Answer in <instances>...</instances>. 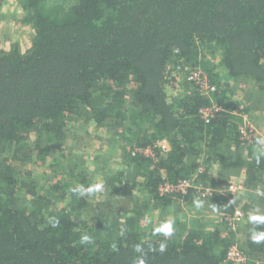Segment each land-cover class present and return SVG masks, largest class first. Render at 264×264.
Instances as JSON below:
<instances>
[{
	"label": "trees",
	"instance_id": "trees-1",
	"mask_svg": "<svg viewBox=\"0 0 264 264\" xmlns=\"http://www.w3.org/2000/svg\"><path fill=\"white\" fill-rule=\"evenodd\" d=\"M18 1L21 23L35 34L25 52L18 44L0 51V264H235L227 262V253L236 231L225 236L197 221L187 226L171 212L172 231L165 235L145 229L142 211L152 202L164 212L205 200L196 191L162 194L161 186L179 180L219 188L244 172L249 193L264 187V152L254 151L256 143L243 144L237 118L223 112L206 123L200 110L211 100L190 82L183 81L184 92L170 94L177 87L171 70L183 61L210 75L213 100L224 108L238 105L228 95L239 79L254 82L264 95V0H71L51 6L48 0ZM201 49L218 52L231 82L209 67ZM79 121L105 130L128 126L127 167L135 174L105 178L119 194L128 188L146 194L133 210L90 212L83 192L89 171H79L81 162L68 172L80 188L72 189L68 180L49 187L65 208L42 207L39 199L29 208L19 204L25 179L6 151L15 160L30 142L41 146L50 138L60 144L68 126ZM164 139L170 151L159 154L157 164L139 152ZM214 197L216 211L225 215L240 202L227 194ZM245 228L243 250L248 264H256L264 239L253 237L264 233V221L249 218Z\"/></svg>",
	"mask_w": 264,
	"mask_h": 264
},
{
	"label": "rangeland",
	"instance_id": "rangeland-1",
	"mask_svg": "<svg viewBox=\"0 0 264 264\" xmlns=\"http://www.w3.org/2000/svg\"><path fill=\"white\" fill-rule=\"evenodd\" d=\"M71 0H48V5L67 4ZM20 7V8H19ZM24 12L18 0H1L0 5V51L10 50L13 45L18 44L22 52H25L31 45L34 37L31 31L32 27L23 25L21 19ZM33 30V29H32ZM207 52V61L210 62V68L216 70L220 74L221 79L231 82L227 71L220 66V55L217 51H212L210 54L207 50L201 49V54ZM176 88L170 91V94L184 92V82H176ZM231 92L233 95H228L232 104H238L244 108L248 115V120L257 126L259 132L264 136V95H261L262 90L252 81L247 79H239L236 82H231ZM236 108V107H235ZM250 111H248V109ZM247 109V111H246ZM128 128V126H127ZM127 128L119 130H105L95 125L87 126L82 121L70 124L66 131L65 140L56 143L50 138H44L42 145L39 146L32 142L23 149V151L13 160V153L6 151L4 157H8L10 162L17 171V174L25 179L27 192L18 195L19 204L24 208H29L34 199H39V205L42 207H50L51 209L65 208V202L58 201L59 194L49 187L53 182L67 181L71 182L72 189L80 188V182L77 178H69L68 172L72 165L82 163L81 172L86 166L88 170L89 181L80 191L86 192L91 205L89 211L94 213L99 210H105L108 213H115L120 210L122 213H127L138 206L141 197L146 196L143 192L137 194L136 190L128 188L121 194L109 190L107 179L112 173L126 171L130 178L135 174L131 167H127L129 163L128 150L131 147V135L125 133ZM257 144V142H256ZM257 149L254 151L264 152V144H257ZM40 148H42L40 150ZM2 150V149H0ZM45 153H41L44 151ZM165 154H162L164 156ZM158 159L155 161L157 164ZM84 166V167H83ZM134 171V172H133ZM215 178L220 180L219 168H213ZM18 176V177H20ZM20 179V178H19ZM228 181L245 182L246 175L244 172L232 175ZM21 185V183L19 184ZM97 186H99L97 188ZM89 189H92L89 191ZM31 190V191H28ZM29 192V193H28ZM55 197V199H54ZM252 198V200H250ZM215 197H209L205 200H197L196 205H183L182 209H177L176 206L167 207L166 211L161 212L160 208L150 203L146 206L144 214V227L146 230L159 228L171 222L175 212L179 215L181 222L187 226L194 222L200 224V228L212 230L219 228L224 231L225 236L231 235L229 227L224 221L227 215L218 213L214 204ZM245 199V200H244ZM245 205L242 202L236 204V207L241 205L244 212L250 214H264V187L257 192L248 193L244 197ZM253 201L255 204H252ZM249 204L250 210L246 211L245 206ZM95 207V208H92ZM139 212V211H138ZM253 215L247 216L246 222L237 229L236 243L243 249L245 242V226ZM199 227V226H196ZM233 232V231H232ZM250 259V258H249ZM251 260V259H250ZM249 260V261H250ZM256 264H264V255L256 259Z\"/></svg>",
	"mask_w": 264,
	"mask_h": 264
},
{
	"label": "built area",
	"instance_id": "built-area-1",
	"mask_svg": "<svg viewBox=\"0 0 264 264\" xmlns=\"http://www.w3.org/2000/svg\"><path fill=\"white\" fill-rule=\"evenodd\" d=\"M1 5V0H0ZM171 77L174 78L176 82L187 81L194 86L199 93L211 100V104L200 110V114L203 120L206 123H210L217 114L220 113H229L231 117H235L239 120V133L241 141L244 145L249 144H264V136L259 132L256 125L250 122L248 115L244 111L242 106L237 105L236 108L231 110L224 108L219 105L217 102H214L213 95L216 92V86L212 83L210 75L201 67H193L186 63L179 62L172 68ZM170 151V145L167 140H159L154 143L153 146H149L139 150L144 157L150 158L153 160L158 159V155L167 154ZM203 171V170H201ZM162 194H188L191 191H196L201 198L207 199L213 197L216 194H227L232 198H235L242 202L244 197L249 193L246 189L244 182L229 181L226 184H223L219 188L204 187L202 185L195 184L194 179L179 180L176 184H165L160 187ZM245 200V199H244ZM243 200L242 205H245ZM253 215L242 210L241 205L236 207L235 211L231 215L224 217V221L229 227L230 231H237L240 225L242 226L246 220L247 216ZM250 257L247 252H245L238 244H233L227 253V262L235 264H248Z\"/></svg>",
	"mask_w": 264,
	"mask_h": 264
},
{
	"label": "clouds",
	"instance_id": "clouds-1",
	"mask_svg": "<svg viewBox=\"0 0 264 264\" xmlns=\"http://www.w3.org/2000/svg\"><path fill=\"white\" fill-rule=\"evenodd\" d=\"M98 187H99V186H97V188H98ZM91 190H92V189H89V191H91ZM251 219H252V220H260V221H264V217H259V216H253V217H251ZM156 231H157V232H163L165 235H170V234H171V231H172V229H171V222H169L168 224L163 225L161 228H157ZM253 239L256 240L257 242H258L259 240L264 239V233H262V234L259 235V236H254ZM89 240H90V237L87 236V235H85V236L82 237V241L87 242V241H89ZM164 249H165V246H164L163 244H161V246H160V250H161V251H164ZM139 264H144V261H143V260H140Z\"/></svg>",
	"mask_w": 264,
	"mask_h": 264
},
{
	"label": "crops",
	"instance_id": "crops-1",
	"mask_svg": "<svg viewBox=\"0 0 264 264\" xmlns=\"http://www.w3.org/2000/svg\"><path fill=\"white\" fill-rule=\"evenodd\" d=\"M20 8V7H19ZM31 31L33 32V34H35V32L31 29Z\"/></svg>",
	"mask_w": 264,
	"mask_h": 264
}]
</instances>
